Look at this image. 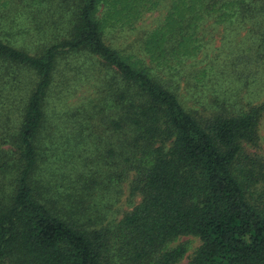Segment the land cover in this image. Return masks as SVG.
Masks as SVG:
<instances>
[{"label": "trees", "instance_id": "obj_1", "mask_svg": "<svg viewBox=\"0 0 264 264\" xmlns=\"http://www.w3.org/2000/svg\"><path fill=\"white\" fill-rule=\"evenodd\" d=\"M99 1L36 9L48 19L34 54L0 29V107L23 72L36 77L20 124L0 132V264H264V99L219 97L202 111L186 99L218 39L240 80L243 61L264 63V0H173L152 27L148 3L114 1L100 18ZM243 32L252 48L234 51ZM84 55L97 98L71 130L72 177L54 180L46 98L61 64ZM125 190L128 209L113 213ZM183 238L197 240L191 253L174 245Z\"/></svg>", "mask_w": 264, "mask_h": 264}, {"label": "rangeland", "instance_id": "obj_2", "mask_svg": "<svg viewBox=\"0 0 264 264\" xmlns=\"http://www.w3.org/2000/svg\"><path fill=\"white\" fill-rule=\"evenodd\" d=\"M48 1L49 0L2 1L8 2V5L5 9L4 5L0 4V11H4V13H2L4 18L0 21V29L2 28V30L8 33L10 30L13 31L9 39L15 47L34 54V41L40 37L39 29H35V26L39 24L45 26V21L48 19L47 13H38L36 9L39 10L44 6L51 7L50 4L53 2H51V0ZM114 1L115 4H117L116 7L123 3H130L129 0H100L98 17L104 18L109 16V5ZM172 1L173 0H140L139 2L148 3V12L143 14L142 20L150 27L156 25L155 21L164 20L168 16L166 9L172 4ZM8 7L12 8L11 12H8ZM70 8L69 5V9ZM24 28H30V36L22 32ZM42 31V36L47 33L45 27L42 28ZM245 34L246 33L243 32L239 36H234L233 38L232 35L230 36V38H232V43H230V45L236 47L233 49L234 51L237 49H239V51L242 49L246 51L252 48L249 38L244 40ZM215 35L220 37L221 32H216ZM42 39H44V37H41V40ZM206 53L207 60H205V62H203L205 64L202 65L211 64L212 71L207 73L208 76L205 78H202L203 74L201 72H199V75L192 74V76L194 75V81L190 84V94L186 96L187 101H192V98L195 97L199 99L201 103L205 104V106H202L203 108L201 107L202 104H197L198 106L195 108H201L200 111L203 109L205 110L208 103H212V100L215 101L219 97L228 98L229 100L235 97H243V101L250 100L253 102L256 101L255 99L258 101L264 99V63H249V66L246 61H243L244 65H241L244 67L243 72H239L242 73L240 80L235 73L237 71H235L233 66H230L227 61L226 56L229 53L228 45H225L218 39L207 48ZM200 55L198 59H202L204 56V54ZM85 60H87V56L84 55L68 60L67 64L63 62L61 68L65 69L66 72L64 73L61 71V73L55 76L53 85L47 94L45 111H47V115L52 120L50 121V128H55V133L49 134L51 137L50 139L43 138L42 142L44 144L42 143V152L50 157V163L49 161L48 163L51 165L52 173H55L54 180H60L65 175L72 177L73 172L70 168L76 165L79 160L77 158L78 153H73V149L71 148L76 135V133H72L75 131L71 130L78 129L79 125L77 121H81L82 123L86 122L84 112L90 109L89 102L94 103L97 98V87L95 86L98 82L97 76L95 74L93 75L94 78H88L86 76L87 74H85V70H83L85 66L82 64ZM198 69H200V66ZM20 80L19 90L17 92H13V89L10 91L8 90L7 98L3 106L0 107V132L4 130L6 132H13L18 127L29 91L36 83V77L31 72H23ZM203 82L205 87L200 85ZM193 86L200 88L196 89L194 95L191 96ZM201 90L203 93H201ZM260 136L263 137L260 153L264 155V121L260 126ZM127 188L128 185L126 183L122 189ZM127 190L124 191L120 198H117L115 205L112 207L113 213L121 215L120 212L128 209ZM184 242L189 245L190 253L192 249L198 245L197 240L192 238H183L174 245ZM189 252L188 254H190ZM186 262L187 260L185 259L179 264H186ZM6 264H8V262Z\"/></svg>", "mask_w": 264, "mask_h": 264}]
</instances>
